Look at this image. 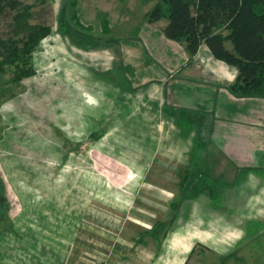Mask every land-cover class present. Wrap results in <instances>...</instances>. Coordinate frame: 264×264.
I'll return each mask as SVG.
<instances>
[{"label": "crops", "instance_id": "1", "mask_svg": "<svg viewBox=\"0 0 264 264\" xmlns=\"http://www.w3.org/2000/svg\"><path fill=\"white\" fill-rule=\"evenodd\" d=\"M157 22L148 27L162 32L159 40L150 37L145 46L137 41L119 54L114 83L98 77L133 94L138 106L125 105L126 99L115 106L124 120L118 127L144 138L118 158L119 169L96 176L94 195L111 212L93 213L83 204L90 196L78 180L83 186L90 175L78 173L76 180L71 170L65 206L80 220L66 221L70 231L63 232L64 220L55 216L48 236L30 238L35 251L40 241L39 264H205L222 256L223 246L249 236V210L264 220V98L233 94L234 66L216 59L206 45L191 57L185 43L167 38L166 25ZM149 49L162 50L161 67L148 66ZM123 64L131 71L129 84L122 83ZM110 177L115 184L107 183ZM214 185L224 188V197ZM49 200L56 214L63 206L58 198ZM22 261L0 251V264Z\"/></svg>", "mask_w": 264, "mask_h": 264}, {"label": "rangeland", "instance_id": "2", "mask_svg": "<svg viewBox=\"0 0 264 264\" xmlns=\"http://www.w3.org/2000/svg\"><path fill=\"white\" fill-rule=\"evenodd\" d=\"M16 1L19 9L31 5L32 23L51 24L53 33L41 41L33 54L34 75L12 83V71L0 67V181L7 199V206L0 205V238L10 236L11 239L0 244V251L21 256L23 264H31L37 257L39 264L40 241H37L35 251L30 238L37 240L39 235L48 236L52 224L48 222H53L55 216L64 220L63 232L70 231L66 221L80 220V216L71 218L70 209L65 206L70 192L67 181H70L71 170H74L76 180L78 173L90 175V181L88 177L84 178L83 186L78 180L80 188L83 187L85 194L90 196L83 204H89L93 213L95 210L103 214L111 212V208L94 195L96 176L101 173L111 175L119 169L123 163L118 158L134 152V146L144 138L137 137L135 132L129 134L127 128L118 127L124 120L118 117L120 110L115 106H124L125 99V105L138 106V102L133 101V94L121 93L104 81L114 83L120 68L119 54L123 49L134 46L137 41L145 46L150 37L159 40L162 32L151 33L148 27L147 13L156 0ZM65 1L70 3L67 7L69 24L76 26L72 14L73 9L78 8L81 22L92 27L86 32L96 40L93 47L77 46L72 39L75 35L72 29L63 33L58 20ZM72 1H76L77 7L71 5ZM14 12L15 9L8 4L0 10L2 39L13 36L11 22ZM105 21L109 24L108 31L105 30ZM157 23L162 26L167 21ZM162 53L161 49H149L146 55L148 66L161 67ZM121 70L122 83L126 84L130 68L123 64ZM153 74L158 77L156 71ZM174 87L176 85L172 83L171 88ZM106 180L107 183H116L111 177ZM215 187L218 197H224V188ZM49 198H58L63 206L56 209V214L50 209ZM249 212L250 222L246 226L249 236L235 241L233 246H223V255H216L205 264H264V220L252 215V209ZM17 223L21 225L16 227ZM8 228L16 229L17 236L6 230ZM227 255L230 256L224 259Z\"/></svg>", "mask_w": 264, "mask_h": 264}, {"label": "trees", "instance_id": "3", "mask_svg": "<svg viewBox=\"0 0 264 264\" xmlns=\"http://www.w3.org/2000/svg\"><path fill=\"white\" fill-rule=\"evenodd\" d=\"M64 3L58 20L63 33L72 29L75 31L72 39L77 46L93 47L96 40L89 33L92 27L81 22L79 9L75 8L76 1L71 5L75 8L72 20L77 27L69 24L67 7L70 3ZM4 4L10 5L15 12L11 22L13 36L0 38V67L12 71L11 82L19 83L36 73L33 54L41 41L53 33V26L45 22L32 23L31 5L19 9L16 0L5 3L0 0V10ZM62 19L64 23H61ZM160 20L167 21L163 29L165 36L184 42L191 57L206 45L216 59L237 69L236 80L229 87L233 94L264 98V0H156L147 13V21L154 23ZM105 22V30L108 31L109 24ZM0 187L3 192L2 185ZM6 202L1 205L7 206ZM161 227L162 224L157 225L156 231Z\"/></svg>", "mask_w": 264, "mask_h": 264}, {"label": "flooded vegetation", "instance_id": "4", "mask_svg": "<svg viewBox=\"0 0 264 264\" xmlns=\"http://www.w3.org/2000/svg\"><path fill=\"white\" fill-rule=\"evenodd\" d=\"M0 186H1V182H0ZM0 193H1L2 195H4V192H2L1 187H0ZM4 196H5V195H4ZM6 200H7V199H6V197H5V200H4L2 203H0V205L3 204V203H5Z\"/></svg>", "mask_w": 264, "mask_h": 264}, {"label": "water", "instance_id": "5", "mask_svg": "<svg viewBox=\"0 0 264 264\" xmlns=\"http://www.w3.org/2000/svg\"><path fill=\"white\" fill-rule=\"evenodd\" d=\"M4 200H5V196L0 193V203H2Z\"/></svg>", "mask_w": 264, "mask_h": 264}]
</instances>
